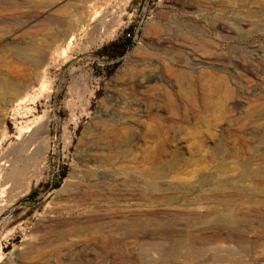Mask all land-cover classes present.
Masks as SVG:
<instances>
[{
  "label": "rangeland",
  "instance_id": "374dc122",
  "mask_svg": "<svg viewBox=\"0 0 264 264\" xmlns=\"http://www.w3.org/2000/svg\"><path fill=\"white\" fill-rule=\"evenodd\" d=\"M0 165V264H69L97 213L90 264H264V0H0Z\"/></svg>",
  "mask_w": 264,
  "mask_h": 264
},
{
  "label": "bare ground",
  "instance_id": "6f19581e",
  "mask_svg": "<svg viewBox=\"0 0 264 264\" xmlns=\"http://www.w3.org/2000/svg\"><path fill=\"white\" fill-rule=\"evenodd\" d=\"M97 15H98V13H97ZM101 22H102L101 30L105 31L106 28H108L109 20H107V18L104 17V19ZM78 31H79V28L71 29L70 31L60 30L57 35L59 37L62 36L65 39L68 37L67 45H70L75 40V37H76L75 33L76 32L78 33ZM55 38L56 37L51 38L50 39L51 42L49 44V43L45 42L46 40L45 41L42 40L43 42L39 43V42H37V40L33 36H28V38H26V40L22 46H20V47L15 46L16 51H17L16 55H17L18 59H20L24 62L32 63L34 66L40 67L44 62L43 56H44L45 52L50 51L52 49L51 45L54 42V40H56ZM172 76L175 77L179 82H184L183 84H186V90L184 91L183 95L189 102L194 103V98H195L194 93H193L194 91L192 89V86L189 85L190 81L187 79V76L184 77L183 74H179V73H175V72L172 73ZM205 92H206V96H211L214 94L215 89L213 86H211V84L209 85L208 83H205ZM0 166L2 168L3 165H0ZM8 196H9L8 179L0 177V211H3L5 209V207H7ZM75 203H76V201H75ZM123 219H126V218L125 217H119V216H117V214H115V215L112 214L110 216H106V215L104 216V215L97 213L94 215V217L90 218L87 222H80L79 220L71 221V222H64L63 221L64 222L63 225L68 227V229L69 228L70 229L68 231H66L65 234L61 235V238H59V239H61L63 241L62 243H64V241L73 242L72 246L74 249L72 251H75V252H73V255H72V256H74V259L71 260L69 264H90L91 262L92 263L98 262L99 259L105 258L104 257L105 255L102 253V251H99L100 249H97V247H98L97 245L94 246V244H93V246L95 248L94 250L91 249L90 247L92 246V243L96 244L99 242H104L106 238H108L110 240L118 239V237H119L118 235L121 232L120 231V223H121V220H123ZM81 221H83V220L81 219ZM135 237H138V236L131 234L128 236V239L134 238V241H136ZM131 243L135 244V242H131ZM152 245L154 246L155 244H152ZM148 249H149V246H148ZM156 249L161 250V251L163 250V248L160 247L159 245H157ZM143 250H146V249H143ZM72 251L69 250V253L72 254ZM90 252H94L93 258H91L92 254H90ZM148 253H147V255H148ZM144 255H145V253H144ZM150 259L145 258L142 255V256L134 259V260L121 261L120 264H159V261L155 262V261H152Z\"/></svg>",
  "mask_w": 264,
  "mask_h": 264
}]
</instances>
